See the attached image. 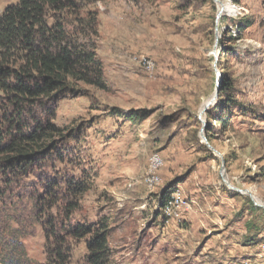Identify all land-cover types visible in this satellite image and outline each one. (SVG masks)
Wrapping results in <instances>:
<instances>
[{"label": "rangeland", "instance_id": "1", "mask_svg": "<svg viewBox=\"0 0 264 264\" xmlns=\"http://www.w3.org/2000/svg\"><path fill=\"white\" fill-rule=\"evenodd\" d=\"M220 1L221 17L216 0L85 5L107 87L23 109L0 94L7 137L61 131L15 185L0 177V264L17 242L25 264L56 247L91 264L98 230L109 264H264V0Z\"/></svg>", "mask_w": 264, "mask_h": 264}, {"label": "trees", "instance_id": "2", "mask_svg": "<svg viewBox=\"0 0 264 264\" xmlns=\"http://www.w3.org/2000/svg\"><path fill=\"white\" fill-rule=\"evenodd\" d=\"M96 1L99 0H17L4 9L0 14V94L8 98L9 106H34L73 90L79 83L107 87L104 64L92 42L98 35L97 15H78L85 5ZM60 132L50 123H39L34 131L12 137L1 131L3 182L15 185L18 180L13 176L34 170ZM164 197L165 194L160 197L161 207L165 205ZM84 230L78 228L76 232ZM108 243L106 230L94 233L89 245L91 264H109ZM58 249L49 248L48 253L57 257L55 264H65V252ZM26 258L17 242L14 253L1 261L25 264Z\"/></svg>", "mask_w": 264, "mask_h": 264}, {"label": "bare ground", "instance_id": "3", "mask_svg": "<svg viewBox=\"0 0 264 264\" xmlns=\"http://www.w3.org/2000/svg\"><path fill=\"white\" fill-rule=\"evenodd\" d=\"M216 2L218 4V6H219V11H218L219 12V17H221L225 12H227L229 10H233V7L227 2H223V1H220V0H216ZM147 63H148V66L151 67V63L152 62H147ZM212 101H213V96L204 102V104L202 106V111H205L210 106ZM255 201H256L257 205L264 206V203L260 199L256 198V196H255Z\"/></svg>", "mask_w": 264, "mask_h": 264}, {"label": "water", "instance_id": "4", "mask_svg": "<svg viewBox=\"0 0 264 264\" xmlns=\"http://www.w3.org/2000/svg\"><path fill=\"white\" fill-rule=\"evenodd\" d=\"M218 17H219V12H218ZM205 140H207V139H205Z\"/></svg>", "mask_w": 264, "mask_h": 264}]
</instances>
